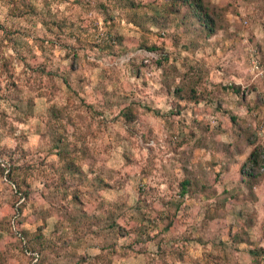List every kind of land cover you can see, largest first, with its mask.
<instances>
[{"label":"clouds","instance_id":"obj_1","mask_svg":"<svg viewBox=\"0 0 264 264\" xmlns=\"http://www.w3.org/2000/svg\"><path fill=\"white\" fill-rule=\"evenodd\" d=\"M140 3L0 0V264H255L264 248V0L130 15ZM190 68L209 69L195 103L175 95ZM217 173L163 232L178 179Z\"/></svg>","mask_w":264,"mask_h":264},{"label":"rangeland","instance_id":"obj_2","mask_svg":"<svg viewBox=\"0 0 264 264\" xmlns=\"http://www.w3.org/2000/svg\"><path fill=\"white\" fill-rule=\"evenodd\" d=\"M76 2L80 3L81 0H76ZM201 2L203 9H202V13L199 15H202L204 11H208L210 16L214 15L211 9H208L206 7L204 0H201ZM101 7L104 6L101 5ZM184 8L189 9L192 13L195 14L193 9L189 8L188 6L182 4L179 1H173V0H171V3H169L168 0H164L163 3H161V0H151V3L147 5L143 4L141 0V3L139 5L132 4L131 8L128 9V11L130 15H134V16H139L141 14L148 16L150 14L152 17L163 18L169 16L170 14L176 16L177 12L180 9H184ZM17 11L20 15H24L28 13L30 9L24 7L23 4H21V6L17 9ZM52 27H58L55 21L52 22ZM59 27L62 28L63 26L60 25ZM167 62H168L167 57H165L163 60L158 61L161 67L165 66ZM208 71L209 69L207 68H190L186 73V79H188L189 81L188 84L176 88L175 95L177 96V98L191 100L193 103L197 102L199 98L197 95V86L203 84V81ZM12 87H16V85L13 84ZM224 91L226 92L232 91L236 95H243V90L238 85L235 84L232 85L230 88H225ZM178 107L182 111L184 106L181 104ZM254 110L257 111L260 110V105H257ZM181 111H177L175 115L179 116L181 114ZM229 123L230 126L235 128L238 124H240V121L236 116H231ZM200 143L201 141H197L198 145ZM53 147L57 150V152L61 155V157H63L66 154L68 156L73 155V153L68 150L67 145L62 146L61 143H54ZM14 171H18V170H14ZM9 175L11 176V174ZM213 182L216 183L220 182V173H217L214 178L209 177L207 175L199 176V177H196L195 175L193 177H188L185 175L180 177L177 182V190L175 193V197L165 202L163 208L160 209L159 218L161 221L160 224L161 230L163 232L175 231V229L178 228L180 223L186 217L187 210L189 207H191L189 201H191L192 199H195L197 196H202L205 199H207L209 195L215 196V192L211 187ZM141 192H143V189H141ZM25 195H27V193H25ZM75 199L76 197L73 196V200ZM224 203L226 204V201ZM138 210H139V206H138ZM220 210L221 209L219 206L216 209H209L207 212V218L216 219L219 216ZM143 219L147 222L148 227H155V225H152L151 219L149 217L145 216ZM107 227L109 230H114L116 228V225L114 223H109ZM121 231H123V229H121ZM140 231L141 233H144L147 231V228H141ZM242 231L243 230L241 229L240 232L237 233V236L235 237L236 240H239L241 238L240 233ZM37 239L40 238L38 237ZM258 250L259 248L252 251L251 253L253 254H250L256 258L255 264H261Z\"/></svg>","mask_w":264,"mask_h":264},{"label":"trees","instance_id":"obj_3","mask_svg":"<svg viewBox=\"0 0 264 264\" xmlns=\"http://www.w3.org/2000/svg\"><path fill=\"white\" fill-rule=\"evenodd\" d=\"M173 1H179L182 4H184V5L188 6L189 8L193 9L196 15H199V14L202 13L203 6H202L201 0H173ZM250 159H254L257 163L263 162V161H260V158L258 157V154L256 152H254L252 154V157ZM258 251H259L258 254L260 256L261 249L259 248Z\"/></svg>","mask_w":264,"mask_h":264},{"label":"built area","instance_id":"obj_4","mask_svg":"<svg viewBox=\"0 0 264 264\" xmlns=\"http://www.w3.org/2000/svg\"><path fill=\"white\" fill-rule=\"evenodd\" d=\"M262 231H264V226H262ZM262 239H264V235L262 236ZM260 249H261L260 261H261V258H264V248H260Z\"/></svg>","mask_w":264,"mask_h":264},{"label":"crops","instance_id":"obj_5","mask_svg":"<svg viewBox=\"0 0 264 264\" xmlns=\"http://www.w3.org/2000/svg\"><path fill=\"white\" fill-rule=\"evenodd\" d=\"M263 162H264V161H263ZM199 182H200V181H199ZM218 183H219V182H218ZM224 194H225V196H227V195L229 196V195H230L229 193H226V192H225ZM231 198H233V199H234L235 197H234V196H232ZM226 203H227V201H226ZM261 238H262V237H261ZM257 249H258V248H257ZM250 254H253V253H250Z\"/></svg>","mask_w":264,"mask_h":264}]
</instances>
